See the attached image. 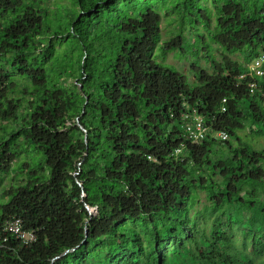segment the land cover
I'll return each mask as SVG.
<instances>
[{"label": "trees", "instance_id": "obj_1", "mask_svg": "<svg viewBox=\"0 0 264 264\" xmlns=\"http://www.w3.org/2000/svg\"><path fill=\"white\" fill-rule=\"evenodd\" d=\"M263 55L264 0H0V264H264ZM187 107L229 140H187Z\"/></svg>", "mask_w": 264, "mask_h": 264}, {"label": "built area", "instance_id": "obj_2", "mask_svg": "<svg viewBox=\"0 0 264 264\" xmlns=\"http://www.w3.org/2000/svg\"><path fill=\"white\" fill-rule=\"evenodd\" d=\"M264 64V55L254 60L248 66V75L249 76H259L263 75L262 66ZM256 88V83L253 81L249 84V92L250 94L254 93ZM226 99L222 101L221 112H225L226 110ZM183 119V128H184V137L194 143L200 142L204 140L208 135H211L213 138L227 141L229 140V136L224 131L212 130L209 125L206 124L205 119L201 116L197 109L188 108L182 114ZM183 150V146L181 145L175 150V155L179 156ZM149 160L154 161L151 156H148ZM4 234H10L19 240L25 245L31 244L36 240V236L32 231H25L22 228V221L19 217L12 216L5 224L3 225ZM5 241V239H3Z\"/></svg>", "mask_w": 264, "mask_h": 264}, {"label": "rangeland", "instance_id": "obj_3", "mask_svg": "<svg viewBox=\"0 0 264 264\" xmlns=\"http://www.w3.org/2000/svg\"><path fill=\"white\" fill-rule=\"evenodd\" d=\"M161 29H162V40H164V41L168 40L170 37V35L168 33L170 28L168 27L165 19H163V21L161 22ZM194 50L196 52H198V54L201 56V53H202L201 48H194ZM155 52L160 56V59H159L160 61H162L168 65L175 66L177 68V70L185 76L188 84H191L192 80L194 81V74H193L192 70L190 69L191 64L196 63L206 70H210L209 68L212 69L211 59L206 61L200 57L201 60H199L198 56L192 50H189V49L185 50L184 53H182L180 51H177V52L175 51V52H170V53L166 54L165 56L161 54L159 48H156ZM210 56L215 58V55H213L212 52H210ZM240 135L242 136V138L244 140L249 139L245 133H240ZM250 139L252 140L251 142L254 144V146L256 148H260L261 142L258 139H255V138H250ZM35 161L31 162V166H32V168H35L36 170H38L40 167L38 164H36V163H38V161H36V162ZM22 162L28 163L27 168L30 166V160H29V157L26 153L18 155V158L16 159V161L14 163V169L16 170L17 167H19ZM12 178L15 179V178H19V177H15V175H11L9 178H7L5 180L4 185L0 187V204L4 203V200L2 199V196H1L4 188L7 187L8 185L15 183V180H13ZM207 204H208L207 200L203 196V193H201L200 203L195 209H193V213L196 211V209H200V208H202V206L207 205ZM92 214L95 215V211H93ZM211 221H212V219H207L205 221L207 226L211 225ZM235 240L238 243L237 246L240 247L241 241H242V236L240 234H237L235 236Z\"/></svg>", "mask_w": 264, "mask_h": 264}, {"label": "water", "instance_id": "obj_4", "mask_svg": "<svg viewBox=\"0 0 264 264\" xmlns=\"http://www.w3.org/2000/svg\"><path fill=\"white\" fill-rule=\"evenodd\" d=\"M90 211V214H92L93 213V211H95V214H96V212H97V210L95 209V210H89Z\"/></svg>", "mask_w": 264, "mask_h": 264}, {"label": "bare ground", "instance_id": "obj_5", "mask_svg": "<svg viewBox=\"0 0 264 264\" xmlns=\"http://www.w3.org/2000/svg\"><path fill=\"white\" fill-rule=\"evenodd\" d=\"M256 60V59H255ZM252 63V62H251Z\"/></svg>", "mask_w": 264, "mask_h": 264}]
</instances>
